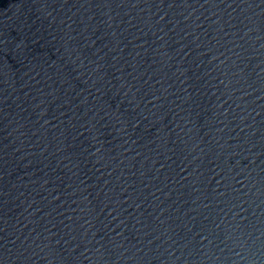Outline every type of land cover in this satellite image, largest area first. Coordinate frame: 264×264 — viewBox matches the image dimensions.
Segmentation results:
<instances>
[{"label":"water","instance_id":"95a60500","mask_svg":"<svg viewBox=\"0 0 264 264\" xmlns=\"http://www.w3.org/2000/svg\"><path fill=\"white\" fill-rule=\"evenodd\" d=\"M0 264H264V0H0Z\"/></svg>","mask_w":264,"mask_h":264}]
</instances>
